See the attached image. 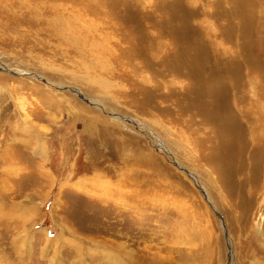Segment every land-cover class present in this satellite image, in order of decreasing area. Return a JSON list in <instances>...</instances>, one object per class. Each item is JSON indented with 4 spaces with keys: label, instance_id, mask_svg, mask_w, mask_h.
Masks as SVG:
<instances>
[{
    "label": "rangeland",
    "instance_id": "obj_1",
    "mask_svg": "<svg viewBox=\"0 0 264 264\" xmlns=\"http://www.w3.org/2000/svg\"><path fill=\"white\" fill-rule=\"evenodd\" d=\"M7 1L0 264H264V0Z\"/></svg>",
    "mask_w": 264,
    "mask_h": 264
},
{
    "label": "bare ground",
    "instance_id": "obj_2",
    "mask_svg": "<svg viewBox=\"0 0 264 264\" xmlns=\"http://www.w3.org/2000/svg\"><path fill=\"white\" fill-rule=\"evenodd\" d=\"M7 1V0H6ZM56 1V0H55ZM9 2V1H7ZM104 2V1H103ZM103 2L100 1V0H75L72 2V4H74L75 7L77 6H80L83 7V6H86V10L89 12V14H93V15H100V16H103L106 14V9L103 5ZM84 3V4H83ZM7 4V3H6ZM5 5V4H4ZM3 5V6H4ZM11 5V4H10ZM17 7L18 8H23V9H26L27 11H32L30 10L29 7H26V5L24 4V2L22 0H20L19 2L16 3ZM61 5L60 3H57L55 2L54 4V7L56 6H59ZM56 9V8H55ZM78 10V9H77ZM85 10V9H84ZM80 11V10H79ZM31 13L34 14V12L32 11ZM32 14V15H33ZM77 17V16H76ZM72 19V18H71ZM57 20V19H56ZM59 23H56L58 24V28H59V33L63 31V29L65 30L64 28V24L63 22H61V20H57ZM67 26V25H66ZM71 28V27H70ZM74 28H72L73 30ZM57 30V29H56ZM69 30V29H68ZM74 31V30H73ZM65 32V31H64ZM64 32H63V35H64ZM70 32V31H69ZM66 33V32H65ZM3 214V213H2ZM6 214V213H5ZM3 257V256H2ZM111 263V262H110ZM13 264V263H12ZM15 264V263H14ZM121 264H125V263H122Z\"/></svg>",
    "mask_w": 264,
    "mask_h": 264
}]
</instances>
